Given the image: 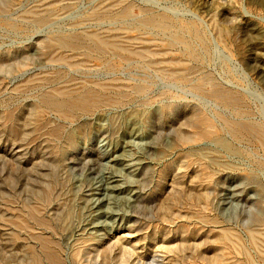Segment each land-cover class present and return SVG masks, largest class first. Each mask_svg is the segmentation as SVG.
<instances>
[{
  "label": "rangeland",
  "instance_id": "1",
  "mask_svg": "<svg viewBox=\"0 0 264 264\" xmlns=\"http://www.w3.org/2000/svg\"><path fill=\"white\" fill-rule=\"evenodd\" d=\"M0 264H264V0H0Z\"/></svg>",
  "mask_w": 264,
  "mask_h": 264
},
{
  "label": "bare ground",
  "instance_id": "2",
  "mask_svg": "<svg viewBox=\"0 0 264 264\" xmlns=\"http://www.w3.org/2000/svg\"><path fill=\"white\" fill-rule=\"evenodd\" d=\"M133 141V140H132ZM130 143V142H129ZM152 145V144H151ZM149 147V146H148ZM132 153V152H131ZM120 156V155H119ZM130 156V155H129ZM117 158V157H116ZM115 158V159H116ZM118 159V158H117ZM136 159V158H135ZM130 160H134V159H132V157H128V155L126 154V150L124 149V151L122 152V154H121V156H120V158L118 159V165H124V166H127L128 164H126L127 163V161H130ZM135 161V160H134ZM134 161L131 163V164H133V166L136 168L137 166H141L143 163H142V161H140V159L139 158H137V160H136V162L134 163ZM131 162V161H130ZM129 163V162H128ZM117 164V163H116ZM131 164H129V165H131ZM114 165H115V163H114ZM136 165V166H135ZM124 167L122 166V168H121V170L123 169ZM106 170V169H105ZM138 170V169H137ZM120 175V174H119ZM116 174H112L109 178V181H107L106 180V183H105V190H107V193H110V194H112V192H115V191H118V193L120 192L121 193V190H123V191H126V190H124V189H126L125 188V186H122V185H119V183L118 184H114L115 182V180L118 178H116ZM108 177V176H107ZM102 180V179H101ZM114 182V183H113ZM128 190V189H127ZM117 193V192H116ZM114 194V193H113ZM122 194V193H121ZM114 197V196H113ZM120 197V196H119ZM110 198V197H109ZM108 198V199H109ZM115 198V197H114ZM104 200H106V199H103V200H100V202L98 203V202H96V204L95 205H97V207H101L102 206V203L104 202ZM117 200V199H116ZM119 201V200H118ZM116 202V201H115ZM104 204V203H103ZM115 205H116V203H114ZM111 205V204H110ZM112 208V207H111ZM111 208H109V206H108V208H106V209H100L99 210V218H101V217H103V216H106V217H113V216H115V215H117V214H119V213H121L119 210H115V209H111ZM98 221H99V219H98ZM101 221V220H100ZM99 221V222H100Z\"/></svg>",
  "mask_w": 264,
  "mask_h": 264
}]
</instances>
